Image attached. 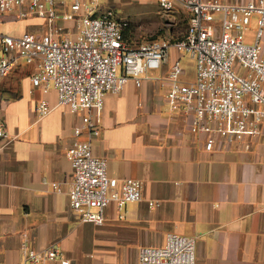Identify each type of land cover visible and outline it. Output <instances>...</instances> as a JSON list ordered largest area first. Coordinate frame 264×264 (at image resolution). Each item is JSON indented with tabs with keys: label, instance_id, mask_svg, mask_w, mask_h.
<instances>
[{
	"label": "crops",
	"instance_id": "0c3cea01",
	"mask_svg": "<svg viewBox=\"0 0 264 264\" xmlns=\"http://www.w3.org/2000/svg\"><path fill=\"white\" fill-rule=\"evenodd\" d=\"M176 13L183 14L175 7L166 15L171 37ZM36 21L5 20L0 33H42L34 29ZM131 23L124 35L134 46L147 41L138 38L156 25ZM179 54L171 48L165 63L147 69L140 86L129 80L120 94L104 97L92 153L107 160L109 177L139 180L142 198L120 211L109 203L102 225L81 221L67 195L72 168L65 153L86 138L73 132L85 111L72 113L58 104L55 89L43 92L32 83V68L21 60L0 77L3 264H23L25 239L36 251L56 245L73 264H138L140 248L162 245L168 233L195 239L196 264H264V128L258 137L206 150L188 119L167 110L166 73ZM40 100L51 109L48 117L37 114ZM53 182L60 183V192Z\"/></svg>",
	"mask_w": 264,
	"mask_h": 264
},
{
	"label": "built area",
	"instance_id": "2783aa9c",
	"mask_svg": "<svg viewBox=\"0 0 264 264\" xmlns=\"http://www.w3.org/2000/svg\"><path fill=\"white\" fill-rule=\"evenodd\" d=\"M99 1L0 0V22L35 19L42 31L0 33V77L21 60L32 68V83L43 92L55 89L58 104L72 113L85 111L73 132L85 133L86 138L74 141L65 153L72 168L67 195L73 213L95 225L104 223L109 203L120 211L142 198L139 180L109 177L107 160L92 153L104 97L120 94L129 80L140 86L147 69L165 63L171 48L194 58L195 79L183 81L179 57L171 61L167 110L188 119L190 131L202 137L206 150L216 143L229 146L258 137L264 128V0H156L164 14L181 9L187 20L185 33L135 46L124 35L130 23L102 9ZM50 110L46 100L39 101L40 118L48 117ZM5 135L0 119V137ZM51 185L62 190L58 182ZM195 243L192 237L168 233L162 245L140 248L138 264H196ZM21 251L23 264H73L54 244L36 251L25 239Z\"/></svg>",
	"mask_w": 264,
	"mask_h": 264
},
{
	"label": "rangeland",
	"instance_id": "374dc122",
	"mask_svg": "<svg viewBox=\"0 0 264 264\" xmlns=\"http://www.w3.org/2000/svg\"><path fill=\"white\" fill-rule=\"evenodd\" d=\"M99 4L102 9H111L117 17L132 22L131 26L137 28H144L152 26L155 28L152 32L146 36L138 38L141 41L155 39L161 36L167 35L165 32V22L169 21L170 17L160 11L156 0H100ZM148 17H152V20ZM174 24L171 26V34L174 37H179L184 33L187 22L185 15L176 13L174 18ZM40 24V21H36V25ZM130 27V26H129ZM251 28H254V18L252 19ZM35 30L41 31V26L34 27ZM251 37V33H247V38ZM180 65L183 69L182 80L189 82L195 79V60L188 53L179 54ZM148 72H151L148 70Z\"/></svg>",
	"mask_w": 264,
	"mask_h": 264
},
{
	"label": "trees",
	"instance_id": "16d2710c",
	"mask_svg": "<svg viewBox=\"0 0 264 264\" xmlns=\"http://www.w3.org/2000/svg\"><path fill=\"white\" fill-rule=\"evenodd\" d=\"M185 19H186V18H185ZM186 22H187V20H186ZM186 27H187V26H186ZM185 30H186V29H185ZM184 33H185V31H184ZM184 33H182V34H181L179 37H177V38H181V37L183 36ZM172 38H176V37L172 36ZM177 38H176V39H177Z\"/></svg>",
	"mask_w": 264,
	"mask_h": 264
}]
</instances>
